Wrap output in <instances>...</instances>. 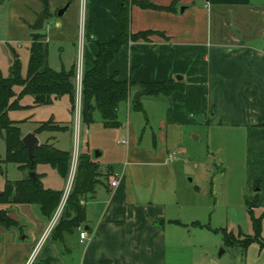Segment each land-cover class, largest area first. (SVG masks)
Here are the masks:
<instances>
[{
    "label": "crops",
    "instance_id": "crops-1",
    "mask_svg": "<svg viewBox=\"0 0 264 264\" xmlns=\"http://www.w3.org/2000/svg\"><path fill=\"white\" fill-rule=\"evenodd\" d=\"M138 1L166 9L142 8L131 0H0V24H14V28L2 32L11 33L10 38L17 44H26L27 58L32 34L40 35L47 47L46 63L53 70L69 68L74 62L76 70L78 53L74 56V46L81 22V74L90 68L96 53L94 42L114 38V14L123 3L128 6L131 33L152 31L146 39L122 44L106 65L107 73L114 79L134 85L129 87L127 99L118 104V126H104L97 110V116L94 111L91 114L92 124L95 123L91 127L99 125L93 130L96 138L103 140L110 132L119 139L114 141L115 148L105 161L99 162L97 158L106 148L95 151L96 156L85 152L97 164L98 177L93 192L81 201L83 220L57 241L46 233L50 218L43 217L35 204L0 205L16 222L8 228L0 225V264H99L101 260L110 264H166L168 251L171 258L176 255L180 238L189 239L194 228H208L182 217L181 206L187 204L188 195L170 153L181 139V124L193 123L194 116L201 123L234 127L244 133L246 196L256 198L251 208L254 216H264V126L260 125L264 122V0ZM66 2L69 3L66 11L56 17L57 8ZM40 10L46 15L43 26L33 31L30 25ZM51 41L58 44V53H63L59 44H68L66 56L57 53L53 63L48 53ZM15 58L18 55L12 56L9 67ZM20 72L24 75L25 69L22 72L20 67ZM176 75L180 76L178 80L174 78ZM164 79H174L182 88L169 95L142 93L138 101L145 98L146 105L142 111L135 110L131 96L140 91L135 84ZM28 96L30 102L19 104L21 108L16 110L26 109L29 114L14 119L10 110L8 117L16 122L22 136L31 132L37 144L42 137V141L48 140L54 148L62 150L55 145V133L59 130L38 135L33 129L49 119L59 126L67 121L58 119L56 113H50L46 120H34L33 111L47 107L52 111L62 108L69 113V97L61 95L48 104L32 105V96ZM123 105L126 114L121 121L118 116ZM130 109L133 112L129 114ZM148 109L151 120L146 116ZM134 111L141 113L140 119L136 116L133 119ZM148 119L151 125L147 124ZM85 126L88 134L89 126ZM68 130L67 126L63 131ZM83 144L88 150L86 139ZM10 164L17 174L7 180H20L27 173ZM34 171L41 175L43 187L62 190L65 179L53 168L37 164ZM112 179L114 186L110 185ZM80 231L86 233L82 240L78 236ZM228 249L238 257L231 264H264V244L255 240L244 249L237 244ZM193 256L192 252H186L190 264H194ZM219 258L211 255L208 260L220 264Z\"/></svg>",
    "mask_w": 264,
    "mask_h": 264
},
{
    "label": "trees",
    "instance_id": "trees-1",
    "mask_svg": "<svg viewBox=\"0 0 264 264\" xmlns=\"http://www.w3.org/2000/svg\"><path fill=\"white\" fill-rule=\"evenodd\" d=\"M131 2L142 8L166 9L147 1L131 0ZM114 19V38L94 42L96 53L92 65L81 74L79 114L81 122L84 124L92 122L91 114L94 110H97L104 126L116 127L119 125L116 120L118 104L127 99L129 87L134 83L114 79L112 74L107 73L106 65L122 44L130 40L146 39L152 32L151 30L134 33L129 31V14L126 3L118 6ZM38 36L40 37V35ZM39 37L37 38L36 34L31 36L24 75H21L18 58H15L10 65L7 77H3L0 73V136L6 147L5 158L0 159V173H4L1 165L4 166L5 162L13 163L19 170L27 172L20 180H4L3 189L0 190V205L9 203L35 204L43 217L50 218L59 203L62 190L43 187L40 181L41 175L37 174L34 169L37 164H47L56 171L58 176L65 179L69 164V152L58 150L52 145L37 144L32 149L30 162L20 140L19 128L16 122L12 121L7 115L8 111L21 108L19 99L23 95L32 96V105L48 104L52 99L67 95L72 110L74 63L69 68L51 69L46 63V44L41 42ZM15 84L20 86V91L17 94L12 90ZM135 85L145 95H169L171 92L182 88V84L174 79L140 82ZM132 106L135 110L142 111L138 100L133 101ZM41 125H43L42 122ZM260 125L264 126V122ZM77 156L76 170L70 189L60 215L50 231L52 238L57 241L62 240L64 232L72 231L81 223L83 220L81 201L93 192L94 185L97 183V164L86 153ZM29 171L34 172L33 179L28 175ZM255 202L256 198L245 200L250 216L252 234L243 235L241 240L235 242L240 244L242 249L254 240L264 244V239L259 235L261 217L252 215L251 208ZM0 225L4 228L16 225V222L9 218L1 207ZM213 231L220 232L223 243L227 247L236 245L231 239L230 231L224 228L214 229ZM99 264H110V262L101 260Z\"/></svg>",
    "mask_w": 264,
    "mask_h": 264
},
{
    "label": "rangeland",
    "instance_id": "rangeland-1",
    "mask_svg": "<svg viewBox=\"0 0 264 264\" xmlns=\"http://www.w3.org/2000/svg\"><path fill=\"white\" fill-rule=\"evenodd\" d=\"M182 6L177 9L180 11ZM6 28H14V24L7 22L0 24V73L3 77L9 75V60L13 55H18L19 63L21 64V71L25 69V63L27 58L26 44H17L15 39L10 38L12 35L9 32H2ZM36 34V33H35ZM39 36L37 35V38ZM41 42L44 40L39 37ZM81 42V47L79 44ZM63 48V53L57 52L56 42L51 41L48 43L49 61L53 63L56 59L57 53L59 56H66L67 43L59 44ZM83 35H81L80 41V30L77 31V36L74 46V56L83 51ZM82 50V51H81ZM47 53V47H46ZM75 58V57H74ZM74 62V60H73ZM75 64V62H74ZM12 90L15 94L19 93L20 86L18 84L13 85ZM80 98L77 99L73 96L72 110L67 112L62 108H57L52 111L47 107H40L37 111H33L34 120H46L50 113H56L58 119L61 121H67L68 131H63L67 128L66 125L59 126L51 119L43 121V125L37 124L33 129L34 133L40 134V132H48L53 130H59L60 132L55 133L56 136V147L64 151L69 152V164L67 168V174L64 185L62 187V193L65 189L67 179L70 173V160L72 151L76 149L77 155L88 151L92 155L94 152H100L102 148H106L103 154L98 157V161H105L107 156L110 155V151L115 148L114 141L115 134L107 133L103 140L96 138V133L93 131L94 127L92 122L84 124L81 119H78V126L76 131V113L75 105L80 108ZM30 98L28 95H23L20 99V105L28 104ZM141 108L146 105L145 98L140 100ZM79 103V105H78ZM56 108V107H55ZM51 110V111H49ZM133 112L132 109L129 110ZM149 113H151L148 109ZM94 110V115L97 113ZM135 112V111H134ZM26 109L12 110L10 111V117L19 119L27 116ZM126 114V108L124 105L120 109L119 120H123ZM141 113L136 111L133 114V119L141 118ZM145 116V113H143ZM142 115V118H143ZM55 116V114H53ZM121 117V118H120ZM99 118V117H98ZM150 120L152 119L149 116ZM194 122L187 124L184 122L182 125L181 139L174 144V148L170 153H173L174 166L177 169L179 180L183 183L184 191L188 195V202L181 207L184 210L181 212L182 217L187 221L198 222L204 224L208 228H194L193 235L190 234V238L183 237L178 240V247L176 255L171 258L170 251L169 257L167 256L166 264H186L191 263L189 258L186 259V252L190 251L194 254L192 257L194 264H211L209 258L213 255L214 259L219 258L220 264H231L238 257L236 254L228 249L222 240L220 232H214V229L224 228L231 231V239L234 242L241 240L242 236L239 235L238 231L243 234H252L250 216L245 205V200H251V197L246 196V182L244 174V162H245V138L243 132H238L234 127L219 128L217 126L208 125L201 123V119L196 120V116L193 117ZM148 119L149 125H151ZM27 121V120H24ZM136 124V123H135ZM85 125L89 126L88 134L85 130ZM19 128V127H18ZM45 128V129H41ZM63 129V130H62ZM146 132V131H145ZM20 138L22 137V131L19 128ZM86 133V134H85ZM88 141V150L84 148L83 141ZM39 144H48V140L42 141ZM6 154L5 143L0 136V159H4ZM78 157V156H77ZM77 164V159H76ZM3 166V164L1 165ZM5 173H0V180L3 184L0 185V190L3 189L4 180L7 178H14L17 174L9 162L4 163ZM35 170V169H34ZM75 169L73 176L75 174ZM25 171V170H23ZM38 174V173H37ZM256 189V187L254 188ZM62 196V194H61ZM61 199V197H60ZM60 201V200H59ZM254 216V214L252 213ZM191 223V222H190ZM76 229V227L74 228ZM73 229V230H74ZM183 232V231H181ZM259 235L264 237V216L260 219V232ZM193 240H190V239ZM240 247V244H237ZM170 250V249H169ZM220 250H224L223 253L217 257ZM173 251V252H175ZM237 262V261H236Z\"/></svg>",
    "mask_w": 264,
    "mask_h": 264
},
{
    "label": "built area",
    "instance_id": "built-area-1",
    "mask_svg": "<svg viewBox=\"0 0 264 264\" xmlns=\"http://www.w3.org/2000/svg\"><path fill=\"white\" fill-rule=\"evenodd\" d=\"M82 30H83V23L81 22L80 23V41H81V35H83ZM79 47H81V42L79 44ZM80 88H81V69H80V58H79V60H78V62L76 64V70H75V74H74V91H76L74 93H75V96H76L77 99L80 98ZM78 105H79V103H78ZM74 108H75V113H76L75 126H76V131H77L78 119L80 117L79 106L75 105ZM121 141L123 142V140H121ZM171 156H173V153H171ZM76 159H77V152H76V149L74 148V150L72 151L71 160H70L69 177L67 179V183H66L65 189L63 190L61 199H60L57 207L55 208V210L53 211V213H52V215L50 217L48 228L46 229V233L47 232L50 233L53 225L55 224V222L57 221V219H58V217L60 215V212L62 210V206H63V204L65 202L66 196L68 194V191H69L71 183H72L73 172H74L75 165H76ZM114 184H115V181L113 179L110 180V185L114 186ZM78 236H79L80 240H82L86 236V233L84 231H80L78 233Z\"/></svg>",
    "mask_w": 264,
    "mask_h": 264
},
{
    "label": "water",
    "instance_id": "water-1",
    "mask_svg": "<svg viewBox=\"0 0 264 264\" xmlns=\"http://www.w3.org/2000/svg\"><path fill=\"white\" fill-rule=\"evenodd\" d=\"M68 2H66L65 4H63L62 6H60L59 8H57L56 12H55V16L56 17H61L64 12L66 11L67 7H68ZM180 10H182V8H180ZM45 13L43 10H40L34 20L32 21L31 25H30V29L33 30V31H37V30H40L43 26V21L45 19ZM174 78L176 80H178L180 78V76L176 75L174 76ZM142 92L141 91H134L132 93V99L134 101H137L138 100V97L139 95H141ZM21 143L23 145V147L25 148L26 150V154H27V157L28 159L30 160L31 162V159H32V149L34 146L37 145V138L35 137V135L31 132H27L25 133L21 138ZM94 156H96V152H94L93 154ZM28 175L33 179L34 178V172L33 171H29L28 172ZM222 252V250H220V252L218 253L217 256L220 255V253Z\"/></svg>",
    "mask_w": 264,
    "mask_h": 264
}]
</instances>
